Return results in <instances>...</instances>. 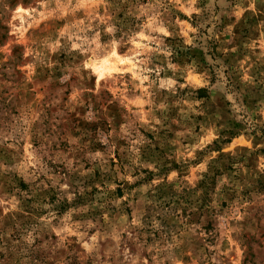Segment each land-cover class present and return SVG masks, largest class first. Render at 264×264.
<instances>
[{"label":"rangeland","instance_id":"1","mask_svg":"<svg viewBox=\"0 0 264 264\" xmlns=\"http://www.w3.org/2000/svg\"><path fill=\"white\" fill-rule=\"evenodd\" d=\"M0 264H264V0H0Z\"/></svg>","mask_w":264,"mask_h":264}]
</instances>
